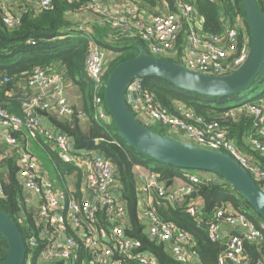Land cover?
Listing matches in <instances>:
<instances>
[{
	"label": "built area",
	"instance_id": "2783aa9c",
	"mask_svg": "<svg viewBox=\"0 0 264 264\" xmlns=\"http://www.w3.org/2000/svg\"><path fill=\"white\" fill-rule=\"evenodd\" d=\"M86 1V10L97 15L102 23L133 32L146 42L148 53L163 58L174 56L177 63L190 70L213 75L229 73L237 69L248 55L247 29L239 14L235 17V24L220 34L204 35L200 30L202 18L187 0H172V9L166 12L140 7L134 0ZM164 1L169 6L167 0ZM51 3L52 0H24L18 10L11 11L6 0H0L3 21L10 27L15 26L19 24L20 11L24 6L45 10ZM184 25L183 50L178 54L174 48ZM108 55L107 49L90 41L84 68L87 78L93 83L94 118L97 120H108V115L101 108L103 95L98 96L106 82ZM27 85L37 89L38 93L31 105L22 107L21 114L9 112L0 104V138L18 148L13 132L25 131L28 137H43L57 150L60 163L70 166L72 171H66L65 180L61 179L62 172H57L61 179L59 183L58 179L50 178L43 171L35 154L27 149L20 150L18 178L25 197L21 212L22 216L25 211L31 214V222L26 224L28 235L23 264H160L150 245H144L140 237L133 235L121 194L123 186L114 176L111 161L93 150H75L68 135L43 125L40 111L53 108L62 117L73 114L61 74L37 66L29 73ZM129 90L139 95L144 123L167 127L179 139L228 154L264 191V168L235 145L218 121H208L190 110L183 111L182 117L172 115L168 108L142 89L140 79L133 80ZM46 93H50L52 99L46 100ZM240 107H245L253 117L254 130L248 137L249 144L264 153V100ZM234 111L236 108H231L224 112V116L233 115ZM78 117L83 119L87 116L81 111ZM135 172L139 180L137 214L141 232L149 241L163 244L178 264H201L193 237L180 230L174 222L164 220L157 211V205L169 202L181 206L185 203L186 211L198 223L201 222L202 200L195 189L199 176L189 174L181 182L168 184V180L161 179L159 173L151 168H138ZM194 192L196 196L192 197ZM4 195L0 178V198ZM236 228L241 232L235 231ZM207 231L212 241L228 237L216 264H251L244 239L256 244L264 243V222L253 221L229 203L216 211Z\"/></svg>",
	"mask_w": 264,
	"mask_h": 264
},
{
	"label": "trees",
	"instance_id": "16d2710c",
	"mask_svg": "<svg viewBox=\"0 0 264 264\" xmlns=\"http://www.w3.org/2000/svg\"><path fill=\"white\" fill-rule=\"evenodd\" d=\"M134 1L140 7L148 9H153L161 4L160 0ZM167 2L172 9V0H167ZM187 2L192 4L195 12L201 16L200 30L204 35L220 34L227 27L235 24L237 14L242 17L248 30L245 12L240 0H187ZM257 2L262 7L263 0H257ZM86 3V0H52L50 8L45 10H36L33 7L24 6L20 11L19 24L11 27L4 23L3 10L0 8V104L9 112L21 114V103L18 100L9 99L6 93L18 91V82L22 78L27 80L31 70L37 66L50 71H57L63 79L77 85L82 94L84 113L90 119L88 129L83 130L81 128L79 112L73 107V114L65 119L58 118L55 114L49 115L48 118L57 131L72 139L75 150H93L103 154L111 161L114 167V176L123 186L121 194L125 200L134 230L133 235L140 237L144 245H150L160 264H178V262L167 252L163 244L149 241L141 232V223L137 214L139 180L134 167L139 165L151 168L158 172L163 180L175 178L184 180L189 174L205 173L201 175L202 177L198 175L200 181L195 186L202 200L201 222L198 223L195 217L186 211L185 203L181 206L169 202L166 205H157V211L164 220L174 222L180 230L193 237L198 261L201 264H216L217 258L225 248V242L228 239L227 236H222L220 239L212 241L208 236V224L218 209L229 203L235 209L245 212L253 221L264 222V220L225 179L215 175L211 177L208 175L209 172L185 169L164 163L129 145L115 129L104 105L101 92L98 96L102 97L101 108L108 115V120H96L94 118L96 113L93 83L87 78L84 68L90 41H95L112 52V56L108 57L106 63V80L115 65L138 54V45H142L147 52L149 51L146 42L141 37L133 32L113 28L107 23L96 22L91 23L88 28H80L79 26L85 18ZM185 29L186 26L184 25L175 44L174 49L178 54L182 53L183 50ZM165 59L177 61L174 56ZM6 78L9 80L5 81ZM140 83L144 91L149 92L174 116L182 117L183 111L190 110L208 121H218L226 129L235 145L256 159L257 162L259 161L264 168V153L257 151L242 139L245 131L251 133L254 130L253 117L248 110L242 107L236 109L233 115L224 116V112L231 108L245 106L246 103H255L259 99L264 100V64L249 88L231 96H208L194 93L157 77H145L140 79ZM251 92L256 94L248 98L247 95ZM231 101L235 104L231 105ZM163 127L160 129L162 130ZM168 131L172 132L168 129L164 134L169 133ZM12 135L18 139L20 146H25V141L21 140L24 135L23 132L16 131ZM89 139L97 140V145L94 148H87L81 142ZM6 149V145H0L2 156L0 159V178L5 193L0 198V211L7 213L16 223L22 231L25 241L28 235L26 224L31 222V214L25 211L22 216L21 212L25 197L18 178V153L15 150L6 156ZM53 160L54 169L57 172H62L63 177L61 179L65 180L66 171L69 173L72 168L60 163L57 150H55ZM77 178L79 184L80 175ZM57 179L60 183V176H57ZM23 218L24 223H22ZM7 247L5 238L0 235V264L5 259ZM244 247L251 264H254V254L262 262L264 261V243L256 244L244 239Z\"/></svg>",
	"mask_w": 264,
	"mask_h": 264
},
{
	"label": "water",
	"instance_id": "95a60500",
	"mask_svg": "<svg viewBox=\"0 0 264 264\" xmlns=\"http://www.w3.org/2000/svg\"><path fill=\"white\" fill-rule=\"evenodd\" d=\"M240 2L247 22L249 49L245 61L237 69L220 75L193 71L181 63L152 55L142 45H138L136 56L118 63L109 72L102 95L115 129L129 145L164 163L209 172L225 179L264 220V191L236 160L220 150L197 146L171 134L161 135L152 131L136 116L133 104L129 101L139 98V95L129 90V84L145 77L161 78L181 89L208 96H231L249 88L264 64V11L257 0ZM19 100L24 104L23 107L32 103V98ZM81 142L87 148L97 145L96 139ZM170 183L171 180L168 181ZM195 196L196 192L192 194V197ZM0 235L8 246L2 264H23L26 244L22 231L2 211ZM253 263L262 264L256 254Z\"/></svg>",
	"mask_w": 264,
	"mask_h": 264
},
{
	"label": "crops",
	"instance_id": "0c3cea01",
	"mask_svg": "<svg viewBox=\"0 0 264 264\" xmlns=\"http://www.w3.org/2000/svg\"><path fill=\"white\" fill-rule=\"evenodd\" d=\"M16 2L15 4L14 3H10V2ZM162 2V0H160ZM24 0H21V2L17 5V1L16 0H6V4L8 6L9 9L12 10H18L20 7V4L23 3ZM156 7L153 8V11ZM84 15H85V18L82 20V24H80L79 27H83V28H88L91 26V23H100L102 24V22L99 20V18L97 17V15H95L94 13L86 10L84 12ZM78 20V19H77ZM80 21V20H79ZM107 52L108 54L110 55L111 52L110 50L107 49ZM63 82H64V89H65V93L67 95V98L70 102V104L72 105L73 108H75L76 110H78V112H84V108H83V98H82V94L80 93L79 91V88L77 85H74L72 84L71 82L63 79ZM37 89H34V88H31L27 85V80L25 78H22L19 82H18V91L16 92H11V93H6V96L9 98V99H15L17 100L18 99V102L21 103L20 107H21V110H22V107H23V103L22 101H20L19 99H29V98H34L35 95L37 94ZM46 97L45 99H52V95L50 93H46L45 94ZM14 96H17V97H14ZM130 103L133 104L132 106V109H133V112L135 114H137V117L142 121H144V118H145V115H144V112H143V107H142V104L141 102L139 101V99H129ZM236 109H240L241 107H235ZM52 114H55L57 115L58 118L62 117L60 115H58L56 113V111L52 108V109H49V110H43L42 111V114H40L41 116V121L43 123V125L49 129H52V130H56V128L53 126L52 122L50 121V119L48 118L49 115H52ZM66 117H62V119H65ZM90 125V119L88 117H84L83 119H81V128L83 130H87L88 129V126ZM57 131V130H56ZM24 133V135L26 134L25 131H21ZM21 137V140L22 141H25V146L21 145L20 144L18 145V148L16 147H13L11 145H8L7 143L4 142L3 139L0 138V145H6L7 149L5 150V154L6 156H9L10 153L12 151H17L18 155H19V152L20 150H24V149H27L29 150L30 152H32L33 154H35L38 159H39V162L41 164V168L43 169V171L47 172L43 166L42 163L46 162V163H50L53 167H54V160H53V156L55 155V148L50 144L48 143L43 137H36V138H33V137H28L27 135ZM250 135V132L248 131H245L242 135V139L243 141L249 145V142H248V137ZM18 140V139H17ZM18 143H20L18 141ZM2 158V156H1ZM0 158V159H1ZM18 158V156H17ZM253 158V157H252ZM255 161H257L256 159H254ZM259 162V161H258ZM260 163V162H259ZM134 168H142V166H135ZM171 180V182L173 184L175 183H178V182H181L183 181V179H180V178H175V179H168V181ZM222 228H226V225L223 224L222 225ZM236 230H239V228H236ZM241 232V231H240ZM261 263L262 260H259Z\"/></svg>",
	"mask_w": 264,
	"mask_h": 264
},
{
	"label": "rangeland",
	"instance_id": "374dc122",
	"mask_svg": "<svg viewBox=\"0 0 264 264\" xmlns=\"http://www.w3.org/2000/svg\"><path fill=\"white\" fill-rule=\"evenodd\" d=\"M17 1V3L19 4L20 2H21V0H16ZM10 3H16V2H14V1H12V2H10ZM7 5V4H6ZM170 9V7L167 5V3L164 1V2H162L160 5H158V6H156V8L154 9V11L155 12H166L167 10H169ZM108 57H109V55L106 57V62H107V59H108ZM256 93H253V92H251V93H249L248 95H247V97L248 98H251L253 95H255ZM231 105H234L235 103L233 102V101H231V103H230ZM246 104H248V103H246ZM245 104V105H246ZM136 116H137V114H136ZM140 118V117H139ZM141 119V118H140ZM97 120V119H96ZM143 121V120H142ZM146 125H148L152 130H154V132H160V133H158V134H161V135H163L164 134V132H167V130L168 129H166L165 127H163V129L161 130L160 129V127H162V126H160V125H158V124H150V123H147ZM169 132V131H168ZM163 133V134H162ZM170 133V132H169ZM169 133H167V134H169ZM171 135H173V136H177V134L176 133H174V132H171L170 133ZM0 158H1V153H0ZM43 164V166H44V168H45V170L47 171V173H48V175H49V177L50 178H52V179H55V180H57V171L54 169V167L50 164V163H46V162H44V163H42ZM134 170H136V171H138V169L137 168H134ZM202 174H205V173H202ZM201 173L199 174L198 173V175L199 176H201L202 175ZM208 175L209 176H214L213 174H210V173H208ZM202 177V176H201Z\"/></svg>",
	"mask_w": 264,
	"mask_h": 264
}]
</instances>
